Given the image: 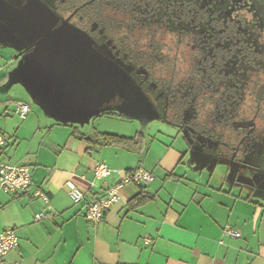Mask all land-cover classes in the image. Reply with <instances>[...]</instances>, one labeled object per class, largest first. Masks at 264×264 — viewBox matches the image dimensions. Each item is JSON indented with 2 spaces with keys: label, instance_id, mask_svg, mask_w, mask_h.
<instances>
[{
  "label": "crops",
  "instance_id": "0c3cea01",
  "mask_svg": "<svg viewBox=\"0 0 264 264\" xmlns=\"http://www.w3.org/2000/svg\"><path fill=\"white\" fill-rule=\"evenodd\" d=\"M5 63L0 53V72ZM16 103L9 99L0 118L6 139L0 159L29 166L32 184L17 195L0 191V233L13 228L19 236V246L2 264H264V184L243 189L217 172L188 165L186 140L156 120L146 132L130 133L109 120L116 119L114 112L96 115L90 128L46 116L34 106L23 119ZM74 126L96 138L104 132L144 138L138 150L92 148ZM100 161L117 172L96 178ZM137 168L151 171L154 179L125 182L104 219L90 222L88 203ZM70 183L84 192L81 204L73 202ZM38 188L49 194L50 208L35 196ZM40 212L46 217L37 220Z\"/></svg>",
  "mask_w": 264,
  "mask_h": 264
},
{
  "label": "flooded vegetation",
  "instance_id": "af4514ba",
  "mask_svg": "<svg viewBox=\"0 0 264 264\" xmlns=\"http://www.w3.org/2000/svg\"><path fill=\"white\" fill-rule=\"evenodd\" d=\"M33 1L123 74L197 165L262 187L264 0Z\"/></svg>",
  "mask_w": 264,
  "mask_h": 264
},
{
  "label": "rangeland",
  "instance_id": "374dc122",
  "mask_svg": "<svg viewBox=\"0 0 264 264\" xmlns=\"http://www.w3.org/2000/svg\"><path fill=\"white\" fill-rule=\"evenodd\" d=\"M26 5L41 14L39 21H33L38 23L35 30L25 27L24 18L21 20L20 14ZM32 5L28 0H0V53L8 63L0 72V118L9 99L26 100L59 121L76 125L80 122L82 127L86 122L91 128L96 115L114 112L116 119L109 120L125 126V131L146 132L153 124L152 107L110 63L92 61L91 52L81 53L74 37L65 34L67 31H60L15 58L58 24L56 16L42 4L37 9ZM76 56L79 59L73 61ZM191 154L187 157L188 165L195 163Z\"/></svg>",
  "mask_w": 264,
  "mask_h": 264
},
{
  "label": "built area",
  "instance_id": "2783aa9c",
  "mask_svg": "<svg viewBox=\"0 0 264 264\" xmlns=\"http://www.w3.org/2000/svg\"><path fill=\"white\" fill-rule=\"evenodd\" d=\"M32 111V105L24 101L16 103L15 112L21 118H27ZM6 145V139L0 132V151ZM117 170L110 168L106 162L97 163L94 174L98 179H104ZM154 179L151 171L145 168H137L126 171L122 181L112 185L106 192V195L88 203L86 212L87 219L92 223H99L105 217L107 210L120 199V189L125 182H133L136 184L149 183ZM32 184V173L27 165L12 164L9 161L0 159V191L17 195L25 192ZM69 194L75 204L84 202L85 194L73 183L69 184ZM35 196L40 198L46 207L50 208V196L43 188L35 191ZM46 217L45 212L36 214V219L41 220ZM226 232L234 237H240L241 233L233 229H227ZM19 246V236L15 229L8 228L0 233V264H2L6 256ZM20 264V263H15Z\"/></svg>",
  "mask_w": 264,
  "mask_h": 264
},
{
  "label": "trees",
  "instance_id": "16d2710c",
  "mask_svg": "<svg viewBox=\"0 0 264 264\" xmlns=\"http://www.w3.org/2000/svg\"><path fill=\"white\" fill-rule=\"evenodd\" d=\"M113 113V112H108ZM73 132L81 139H84L92 144V148L101 145H116L122 146L129 150H138L141 141L144 138L142 133L135 136H124L114 133H100L98 138L95 136H88L85 132L81 131L77 126H74Z\"/></svg>",
  "mask_w": 264,
  "mask_h": 264
},
{
  "label": "water",
  "instance_id": "95a60500",
  "mask_svg": "<svg viewBox=\"0 0 264 264\" xmlns=\"http://www.w3.org/2000/svg\"><path fill=\"white\" fill-rule=\"evenodd\" d=\"M28 2H30L31 4H32V2H33L32 7L34 6L35 9H37V8L39 7V5H40L38 2H35V1H33V0H31V1L28 0ZM34 8H33V10H34ZM20 15H21V20H22V18H24L22 21H23L25 27H28V28H30V29H32V30H35V29H36V27L38 26V23H35V22L33 23V21H35V19H37V21H39L40 18H41V17H40L41 14L32 11V9L30 10L29 7H28V5H26V6L22 9V12H21ZM31 22H32V23H31ZM65 27H66V23H65V22L61 23L60 25H58V26L55 27L54 29H52V30H50L49 32H47L44 36H42L41 38H39L37 41H35L34 43L30 44V45L27 47V49L22 50L19 54H17V55L15 56V58H18L19 56H22V55L25 53L26 50L31 49L32 47H34V46L40 44L41 42H43V41L49 39V38L52 37L53 35L59 33L60 31H62ZM90 52H91V51H88L87 53H84V52H81V53H83V54H89ZM81 53H80V56H81ZM91 53H92V56H93V58H92L91 60H92V61L97 60V59L95 58V56L93 55V52H91ZM78 59H79L78 56H76V57L73 59V61H77ZM56 71H57L58 73L68 72L67 70H56ZM72 72H73V71H72ZM72 72H71V73H72ZM98 115H100V114H98Z\"/></svg>",
  "mask_w": 264,
  "mask_h": 264
}]
</instances>
